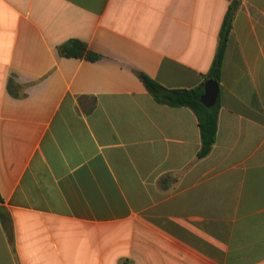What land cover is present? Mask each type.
<instances>
[{
	"label": "crops",
	"instance_id": "1",
	"mask_svg": "<svg viewBox=\"0 0 264 264\" xmlns=\"http://www.w3.org/2000/svg\"><path fill=\"white\" fill-rule=\"evenodd\" d=\"M232 1L0 0V264H264V0L233 16L206 156L136 74L199 86Z\"/></svg>",
	"mask_w": 264,
	"mask_h": 264
},
{
	"label": "trees",
	"instance_id": "2",
	"mask_svg": "<svg viewBox=\"0 0 264 264\" xmlns=\"http://www.w3.org/2000/svg\"><path fill=\"white\" fill-rule=\"evenodd\" d=\"M241 0H233L229 5L226 15L223 19L219 32L218 45L212 65L205 75L204 81L193 89H166L156 83L150 77L143 73H136L137 77L143 84L148 93L160 104H166L174 107H187L191 109L197 117L200 130L201 148L198 152V158L206 156L212 148L216 137L217 115L219 110L218 98L215 105L206 108L200 103V96L203 94V86L206 80H213L219 83L220 67L224 50L227 44L228 35L231 29V22L236 10L239 8ZM58 54L66 58L84 59L88 61H96L99 55L90 51L87 45L77 39H70L60 45Z\"/></svg>",
	"mask_w": 264,
	"mask_h": 264
},
{
	"label": "water",
	"instance_id": "3",
	"mask_svg": "<svg viewBox=\"0 0 264 264\" xmlns=\"http://www.w3.org/2000/svg\"><path fill=\"white\" fill-rule=\"evenodd\" d=\"M218 98V85L213 80H206L203 86V94L200 96V103L206 108L215 105Z\"/></svg>",
	"mask_w": 264,
	"mask_h": 264
}]
</instances>
